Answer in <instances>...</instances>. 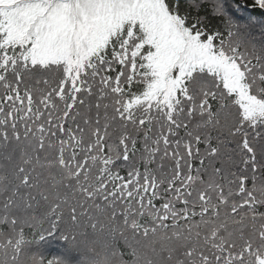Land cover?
Segmentation results:
<instances>
[{
  "label": "snow or ice",
  "instance_id": "obj_1",
  "mask_svg": "<svg viewBox=\"0 0 264 264\" xmlns=\"http://www.w3.org/2000/svg\"><path fill=\"white\" fill-rule=\"evenodd\" d=\"M0 264H264V0H0Z\"/></svg>",
  "mask_w": 264,
  "mask_h": 264
},
{
  "label": "trees",
  "instance_id": "obj_2",
  "mask_svg": "<svg viewBox=\"0 0 264 264\" xmlns=\"http://www.w3.org/2000/svg\"><path fill=\"white\" fill-rule=\"evenodd\" d=\"M60 248V243L53 240L50 241V244L45 245V249H47L48 251L46 252L47 254H55V250Z\"/></svg>",
  "mask_w": 264,
  "mask_h": 264
}]
</instances>
